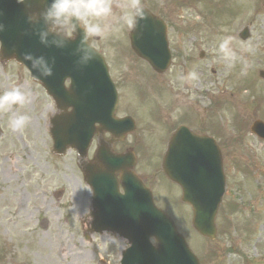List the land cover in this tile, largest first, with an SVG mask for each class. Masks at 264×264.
Wrapping results in <instances>:
<instances>
[{
	"label": "rangeland",
	"instance_id": "1",
	"mask_svg": "<svg viewBox=\"0 0 264 264\" xmlns=\"http://www.w3.org/2000/svg\"><path fill=\"white\" fill-rule=\"evenodd\" d=\"M215 7L218 14L219 7ZM184 15V11H179L176 17ZM262 43L255 41L256 45ZM232 60L220 62L219 78L221 74L222 79L235 74ZM251 60L254 80L259 83L258 73L264 70V56L255 54ZM238 75L242 76L241 70ZM9 76L10 90L20 87L11 72ZM137 76L138 81L131 82L135 90L140 92L141 85H145V97L155 101L158 87L146 82L138 71ZM20 88L29 94L28 102L8 111L0 110V126L5 128L0 140V198L6 196L14 204L15 200L17 204L21 199L25 202L21 206L24 210L18 211L16 206L14 209L6 208V212L0 209V219L14 215L15 222H18L6 226L0 220V264H119L126 244L123 248L108 245L103 242L102 235L91 236L86 231L91 192L81 182L74 153L68 152L63 157L53 154L49 134L51 103L45 98L43 100L39 86L30 79L26 88ZM137 98L140 99L141 95ZM137 103L136 98L131 99L133 106ZM18 115H27L30 119L22 130L13 131L9 120ZM137 116L146 119L142 113L137 112ZM257 116L263 115L256 111L247 121ZM242 121L239 118L238 125ZM145 143L149 147L143 151V159L148 167H152L162 154L159 140L154 134L147 137ZM249 146L253 160L248 164H255L251 168L252 175L249 178L243 177L246 174L233 178L229 186L228 196H242V200L237 201L240 210L232 214L233 218L229 217L233 227L230 224L226 226L224 233L220 231L219 238L214 242L204 241L192 230V214L179 200L176 201L163 178L155 185L156 205L187 236L190 246L204 264H264V142L254 140ZM141 172L149 175L143 168ZM155 175L152 173L151 177L145 178L151 182ZM238 186L241 190L237 189ZM60 191L61 195L55 199V194ZM42 224H45L44 228ZM231 246L236 252H232ZM250 259L253 261H247Z\"/></svg>",
	"mask_w": 264,
	"mask_h": 264
},
{
	"label": "flooded vegetation",
	"instance_id": "2",
	"mask_svg": "<svg viewBox=\"0 0 264 264\" xmlns=\"http://www.w3.org/2000/svg\"><path fill=\"white\" fill-rule=\"evenodd\" d=\"M140 4L150 9L155 15L163 17L168 26V39L169 45L172 52L174 63L183 58L184 64H176L173 67L178 69L181 73L171 75V85L169 88V96L167 97L165 90L159 85L157 81V74L154 73L151 68L145 63L143 65H136V70L140 76L149 84L154 83L158 89V97L155 101L147 99L146 103L149 105V123L153 126V132L159 140V146L164 150L180 127H187L197 135L210 137L215 141L217 146L220 148L224 159V165L231 167L233 163V157L231 151L235 148V151L240 149H249L246 135L243 133L238 134L236 130H223L217 119L218 106L222 99V87L216 86L215 82H210L213 87L210 88L208 81L205 79V74L210 71L212 75L216 74L213 66L210 64L214 61L219 62L223 55L219 53L215 58H210L202 48H206L207 45V21L201 26V32H197L198 28L188 29L194 26L186 25L184 29L186 32L182 34L181 38H175V33L180 34L178 26L175 25L174 21L167 7L164 10L158 12L159 0H139ZM211 3L210 0H207ZM216 5L219 7V14L216 16L215 29L216 37L219 44L226 37H231L230 47L234 46L236 53L242 57H248V54L254 50L255 44L253 37L254 35L258 38H262V34L259 28L262 29L261 25H264V0H214ZM122 5V2H119ZM162 3H165L162 0ZM196 24V23H194ZM212 26V23H208ZM123 45L118 48V44L115 39H109L108 43L110 47H115L111 51L97 49L104 57L106 62H112L109 58L111 56H123L132 55V52L128 47L130 30L125 23H123ZM93 40H100L98 37H91ZM218 44V47H219ZM196 57L202 61V64H197ZM247 61V60H246ZM114 62V61H113ZM14 62L0 60L1 67L4 68L6 65ZM187 69V73L195 71L198 76H202L190 82L192 85L186 84L180 86L181 82L177 81L178 78ZM108 71L114 87L117 91V103L115 106V112L113 116L117 119L126 117L129 114L130 103L128 104V85L124 72L120 66L108 65ZM168 74L161 75L162 79ZM175 77V80H174ZM188 82V81H185ZM240 84H246V91H242L240 94L246 98L253 94V86L250 81L242 82ZM66 88L70 87L69 82H65ZM173 86V87H172ZM183 89V90H182ZM144 92H147V88L144 85ZM238 90V88H237ZM211 92V93H210ZM246 93L247 96H244ZM111 90L109 89L107 97L105 92L100 94L102 100L108 99L107 102L112 101L110 96ZM233 97V95H231ZM111 104V102H110ZM235 107H240L237 101L233 102ZM247 106H242L246 108ZM129 108V110H128ZM71 110L69 109L68 112ZM128 112V113H127ZM64 111H59L56 107L54 114H63ZM67 113V112H66ZM111 116V107L106 111L105 103L103 106H99L94 110L92 117ZM103 114L104 116H101ZM123 127L115 129L116 133L114 136L105 132L96 133L94 139L89 148L88 157L85 159H92L98 149L106 150L113 149L115 152L120 153L121 146L125 144L124 141H118L121 136ZM81 168H85V163H81Z\"/></svg>",
	"mask_w": 264,
	"mask_h": 264
},
{
	"label": "water",
	"instance_id": "3",
	"mask_svg": "<svg viewBox=\"0 0 264 264\" xmlns=\"http://www.w3.org/2000/svg\"><path fill=\"white\" fill-rule=\"evenodd\" d=\"M52 0H47L46 9ZM47 40L52 36H47ZM25 40V39H24ZM25 40V49L33 46L34 42ZM32 40V39H31ZM58 45L47 42L46 49H65L63 42L57 39ZM36 41L35 46L38 48ZM78 49L80 41L73 45H67ZM33 75L39 78L37 69L32 70ZM264 129V125L257 123L255 127ZM74 126L70 121H64L61 125L55 124L52 134L55 150L64 153L68 146L74 147V137L69 133ZM194 138L191 137V140ZM197 147L192 143L185 147L181 158H176L175 151L171 149L164 162V170L170 179L180 184L183 188V200L192 206L194 211L193 226L202 235L214 237L215 218L223 195L224 182L217 178V192L209 189L210 182L202 180L205 170V157H196L194 152ZM199 149V148H198ZM202 150V149H200ZM203 148L202 151L206 153ZM192 152L190 157L188 153ZM176 161H180L176 163ZM208 167V166H207ZM207 169V168H206ZM219 168L217 172L220 175ZM93 182L95 189L94 204L99 209V217H96L103 229H112L125 236L132 245L126 253L122 264H198L196 258L187 249L183 239L179 237L173 224L163 212L156 209L150 193L140 182L129 175L125 176V195H120L113 182L107 176H97ZM209 192V193H208ZM216 195L215 198L211 196ZM110 210H116L114 213ZM157 240L158 248L149 244V238Z\"/></svg>",
	"mask_w": 264,
	"mask_h": 264
},
{
	"label": "clouds",
	"instance_id": "4",
	"mask_svg": "<svg viewBox=\"0 0 264 264\" xmlns=\"http://www.w3.org/2000/svg\"><path fill=\"white\" fill-rule=\"evenodd\" d=\"M18 3H23L24 0H17ZM30 7V5L28 6ZM123 10V21L131 30H135L139 22L145 17L146 13L140 4L139 0H125L121 5ZM112 14V5L110 0H52L51 5L42 13L32 12L28 16L29 22L34 21L37 15L43 16L45 21H51L57 28H64L65 34L68 37L73 35L76 25L72 23L73 19L79 21L85 31V41L89 37H105L112 31V25L101 23ZM4 25L0 23V32L4 31ZM141 27V25H140ZM46 33L40 34L41 43H47ZM231 37H226L219 44V51L225 59H234V53L230 47ZM94 54H89L83 57L81 64L87 65L89 61L95 59L97 53L95 48L91 50ZM25 60L32 61V67L38 65L43 67L42 76L48 77L52 75V67L47 64L44 57L33 58L31 54L24 55ZM55 61H53V64ZM188 82L198 79L195 71H190L183 77ZM29 94L23 91L20 87H14L10 91L0 95V110L8 111L14 106H20L27 103ZM30 117L27 115L14 116L9 120V126L13 131L22 130L28 123ZM103 242L108 245H120L121 248L128 243L126 237H120L112 233L110 230H105L102 234Z\"/></svg>",
	"mask_w": 264,
	"mask_h": 264
},
{
	"label": "bare ground",
	"instance_id": "5",
	"mask_svg": "<svg viewBox=\"0 0 264 264\" xmlns=\"http://www.w3.org/2000/svg\"><path fill=\"white\" fill-rule=\"evenodd\" d=\"M42 227L44 228L45 227V224H42Z\"/></svg>",
	"mask_w": 264,
	"mask_h": 264
}]
</instances>
